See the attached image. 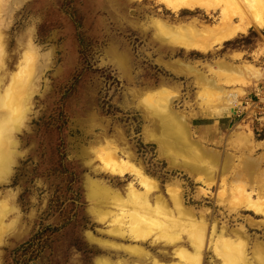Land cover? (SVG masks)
Wrapping results in <instances>:
<instances>
[{
    "label": "rangeland",
    "instance_id": "374dc122",
    "mask_svg": "<svg viewBox=\"0 0 264 264\" xmlns=\"http://www.w3.org/2000/svg\"><path fill=\"white\" fill-rule=\"evenodd\" d=\"M194 21L213 24L200 9L172 12L161 0H0V264H192L176 257L177 248L193 254L185 233L176 246L155 244L153 232L109 234L128 224L112 223L111 196L92 195L93 186L120 198L131 184L146 191L102 166L98 155L111 153L150 177L152 205L162 197L177 217L176 194L203 219L200 264H233L222 258L225 241L239 246L242 264H261L264 214L230 200L241 189L264 198V115L242 109L264 78H240L218 62L239 56L236 64L264 73V28L203 54L171 47L153 27ZM222 92L232 101L217 116ZM151 107H166L212 156L200 174L169 164L152 137L162 131Z\"/></svg>",
    "mask_w": 264,
    "mask_h": 264
},
{
    "label": "bare ground",
    "instance_id": "6f19581e",
    "mask_svg": "<svg viewBox=\"0 0 264 264\" xmlns=\"http://www.w3.org/2000/svg\"><path fill=\"white\" fill-rule=\"evenodd\" d=\"M161 3L172 12H178L182 9H200L205 13V15L208 16V19L212 20L214 24L203 25L198 24L197 21H194L178 27H171L161 22L155 23L153 27H155V29L159 32V36H161L160 40H163L164 38V43L166 42V44H169L171 47H178L188 51L192 50L206 54L220 47L224 43L233 40L238 35L246 34L251 29L264 28V0H161ZM218 12L219 21L218 18L214 17V15L218 14ZM230 61L231 63L219 61L218 65L224 71L238 75L240 78L243 77L247 80L259 81L264 78L262 69L260 71L247 64H236V62L241 61L239 56L231 58ZM189 71L192 72V70ZM195 76L197 77V80L200 81V83H205L206 85L211 84L209 81L205 80L202 75L199 76L196 73ZM232 79L234 78L232 77ZM246 84H248V82L241 83L243 86ZM218 90L222 91L221 86L220 88L218 87ZM238 91L241 92V90ZM5 92L7 93V91ZM17 94L18 93H16V96ZM231 101L232 100H230L229 96H226L225 93L222 92V101L219 102L220 104L218 105L217 116L224 115L225 109L231 104ZM17 103L19 104L18 101ZM6 104L8 105L10 103ZM18 107L13 108L12 106L13 109L12 112H10V119L14 120L19 117L20 111L18 110ZM166 107L165 109L162 108L164 111L161 113H159L157 109L155 110L151 107V116L159 121L162 131V136L152 137L155 138L154 140L161 148V152L168 157L170 156L169 164L172 167L182 168L188 171L190 174H200V172L203 170L201 167L203 164L202 162L205 161L206 157H210L209 159H211L212 156L208 155L207 152H202L200 149L198 150L196 146H193L192 143L189 142L187 135L188 132L186 133L184 129L185 126H183L181 122H178V120L174 118L172 113L169 112ZM214 113L216 114V112ZM171 151H176L177 154H174V157L175 155L179 154L178 156L183 158L184 155L185 160L183 158L182 161H177V159L171 155ZM98 156L100 157L99 159L102 163V166L109 173L120 177L128 174L134 178L139 186L146 187L145 193L138 194L135 190H132L133 187H131V184L128 187L127 194L123 198H120L116 195H112V193L108 192L107 190L93 186L91 190L92 195H96L97 197L99 195L102 197V199L105 196H111V198L110 196L109 198L112 200V207H114L117 211L116 214H114L115 212H112L113 215H110V217L113 218L112 223H115V225L121 224L122 226L128 224L125 230H123L121 226H116L115 229L110 230L109 234L113 237L115 236L118 238H124L125 233H127L134 238V233L136 232H139L144 236L145 234L150 235L153 232L157 236H155V244L160 241L167 246H176V244L180 241V235L185 233L193 254L190 255L184 251V249L177 248L176 257H178L180 262L191 261L192 264H200V250L202 249V245L205 242V226L204 223L201 222L203 219L200 218L201 220L199 219L197 221L190 211H186L187 209L182 207L183 202L180 198H178V195L176 196L175 193V196L171 197L170 201L173 208L175 209L177 217H174V214L170 208H168V205L164 199H162V197H155L154 205H152L149 193L150 189L154 191L156 190V185L152 184L150 177H148L140 168H137L134 164H132V160L129 156H126L125 160L116 158L117 156L115 157V155H112V153L111 155H107L105 157L102 155ZM2 169L3 167L0 168V173ZM239 192L240 193L236 194L239 196V198H235L233 195L232 200H230L231 203L234 201L239 206L246 207L247 209L249 208V210L253 209V212L256 210V212L259 211L260 213L264 214L262 211L264 209V198L262 197V191L255 193L241 189ZM94 197L95 196H93V198ZM100 206H102V204H100ZM95 211L97 212V210ZM98 213L100 215L105 214L102 212V210H99ZM108 214H110V212ZM124 218H128L125 219V221L128 220L126 223L124 222ZM212 234L213 233H211V235ZM147 237L148 236L144 237V239ZM134 240H138V238L135 237ZM141 240L142 239L140 238V241ZM224 247L228 250L223 253ZM238 248L239 246H232L231 243L229 244L225 241L223 243V251L221 252L223 260L227 261L228 263L242 264L239 257L237 256ZM136 249L137 248H131L129 251L136 253ZM259 261L261 264H264V259Z\"/></svg>",
    "mask_w": 264,
    "mask_h": 264
},
{
    "label": "built area",
    "instance_id": "2783aa9c",
    "mask_svg": "<svg viewBox=\"0 0 264 264\" xmlns=\"http://www.w3.org/2000/svg\"><path fill=\"white\" fill-rule=\"evenodd\" d=\"M253 97L255 99H253ZM245 104L247 107H242V109L249 108L252 113L264 115V80L259 81L253 86L250 98L245 102ZM236 109H238V107H236Z\"/></svg>",
    "mask_w": 264,
    "mask_h": 264
}]
</instances>
